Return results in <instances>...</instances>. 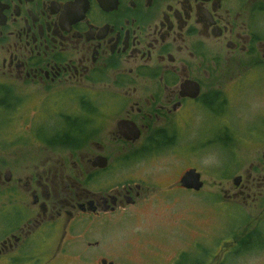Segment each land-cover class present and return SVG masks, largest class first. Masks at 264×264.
<instances>
[{
	"label": "flooded vegetation",
	"instance_id": "1",
	"mask_svg": "<svg viewBox=\"0 0 264 264\" xmlns=\"http://www.w3.org/2000/svg\"><path fill=\"white\" fill-rule=\"evenodd\" d=\"M261 43L264 0H0V109L20 118L13 127L26 144H15L22 152L9 165L0 160V261L29 260V245L60 253L77 229L152 203L162 172L128 158L162 139L189 150L193 127L220 117L227 83L264 65ZM51 95L66 96L62 108L38 115ZM69 102L73 111L60 113ZM66 118L83 123L85 146L50 144ZM188 169L163 168L167 188L185 191ZM239 176L222 195L245 218L230 230L242 256L264 248V222L253 216L264 212V165Z\"/></svg>",
	"mask_w": 264,
	"mask_h": 264
},
{
	"label": "rangeland",
	"instance_id": "2",
	"mask_svg": "<svg viewBox=\"0 0 264 264\" xmlns=\"http://www.w3.org/2000/svg\"><path fill=\"white\" fill-rule=\"evenodd\" d=\"M229 83L232 86L225 90V106L220 117L210 112L207 129L201 124L193 127L189 150L174 151L168 147L125 163L151 169L156 174L162 172L151 190L152 196H157L151 199L152 203L132 209L125 217L112 218L109 223L98 222L95 227L77 229L79 234L71 235L76 243L67 245L60 253H53L54 250L45 246L29 245L33 246L26 253L29 260L0 261V264H96L95 257L100 255L120 264H264V248H255L242 256L235 254L237 249L231 247L230 230L245 218L240 209L233 206L235 202L226 201L222 195L233 185L232 178L243 175L249 165H264V65L239 73ZM64 98V95L49 96L38 107L37 114L54 116L62 108L58 103ZM73 108V103L69 102L60 113H71ZM19 120L7 109H0V160L5 165L22 152L20 147L13 148L15 144L26 145L22 143L25 138L13 127ZM59 122L54 124H63ZM109 139L107 135L104 137L105 142ZM25 148V151L30 149ZM86 151L89 153V149ZM124 153H111V156L116 158ZM173 166L177 175L195 168L203 182L201 190L167 188L169 178L163 176L165 170L162 169ZM149 175L152 177L153 173ZM253 216L258 217V224L264 222V212L260 213L259 207ZM254 225L252 222L247 231Z\"/></svg>",
	"mask_w": 264,
	"mask_h": 264
},
{
	"label": "trees",
	"instance_id": "3",
	"mask_svg": "<svg viewBox=\"0 0 264 264\" xmlns=\"http://www.w3.org/2000/svg\"><path fill=\"white\" fill-rule=\"evenodd\" d=\"M66 131L64 134H60L57 137H49L51 145H57V146H65L69 148H77V147H83L86 145V143L90 140L91 136L84 134V128L81 124L77 121H71L69 118H66ZM63 131V130H62ZM153 147H149L148 149H144L141 151H138L134 154H132L128 160L129 161H135L139 160L141 158H145L148 155L156 154L160 152L162 149L168 148L171 146V141L169 139H162L158 142L152 143ZM259 228H257V231ZM260 234V231H258V235ZM259 243V242H257ZM236 254V253H235Z\"/></svg>",
	"mask_w": 264,
	"mask_h": 264
},
{
	"label": "water",
	"instance_id": "4",
	"mask_svg": "<svg viewBox=\"0 0 264 264\" xmlns=\"http://www.w3.org/2000/svg\"><path fill=\"white\" fill-rule=\"evenodd\" d=\"M259 47H262L263 52H264V43L259 44ZM131 138H132L131 140L134 141L137 138V133ZM98 161H99V159H98ZM94 165H105V161L103 163L95 162ZM240 179H241V176H239V175L234 176L231 180L232 184L234 186H237ZM178 184L181 187H183L184 189L191 190L194 192H199L201 190V188L203 187L201 175L195 168H190V169L186 170L182 174L181 178L179 179ZM101 264H103V262H101ZM109 264H112V263H109Z\"/></svg>",
	"mask_w": 264,
	"mask_h": 264
}]
</instances>
